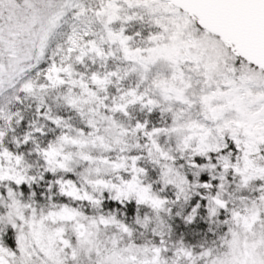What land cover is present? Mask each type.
Listing matches in <instances>:
<instances>
[{
	"label": "snow or ice",
	"instance_id": "1",
	"mask_svg": "<svg viewBox=\"0 0 264 264\" xmlns=\"http://www.w3.org/2000/svg\"><path fill=\"white\" fill-rule=\"evenodd\" d=\"M0 264H264V0H0Z\"/></svg>",
	"mask_w": 264,
	"mask_h": 264
}]
</instances>
